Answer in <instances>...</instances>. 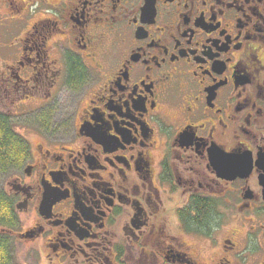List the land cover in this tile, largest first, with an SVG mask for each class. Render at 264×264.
<instances>
[{
  "label": "flooded vegetation",
  "instance_id": "obj_1",
  "mask_svg": "<svg viewBox=\"0 0 264 264\" xmlns=\"http://www.w3.org/2000/svg\"><path fill=\"white\" fill-rule=\"evenodd\" d=\"M2 3L0 116L27 147L0 186L14 249L264 264V0Z\"/></svg>",
  "mask_w": 264,
  "mask_h": 264
},
{
  "label": "trees",
  "instance_id": "obj_2",
  "mask_svg": "<svg viewBox=\"0 0 264 264\" xmlns=\"http://www.w3.org/2000/svg\"><path fill=\"white\" fill-rule=\"evenodd\" d=\"M26 144L13 129L11 124L0 116V178L6 176L12 167L26 157ZM6 208V201L0 194V216ZM3 220L0 218V223ZM0 235V264H14V248L10 240Z\"/></svg>",
  "mask_w": 264,
  "mask_h": 264
},
{
  "label": "rangeland",
  "instance_id": "obj_3",
  "mask_svg": "<svg viewBox=\"0 0 264 264\" xmlns=\"http://www.w3.org/2000/svg\"><path fill=\"white\" fill-rule=\"evenodd\" d=\"M14 13H16L15 10L9 8L8 6H5L4 3H2V6H0V18L2 19H0V47L6 46L11 40L13 41V38L10 34L13 35L16 32L15 28L9 27L10 29L8 28L7 30L5 26H8V24L3 19L10 18L12 15H14ZM5 29L8 32L5 33ZM4 178L5 176L3 178H0V186L4 184ZM36 250L37 248L31 244L16 245L14 249V264H49L47 259H45L44 255H41L40 257V255L36 253Z\"/></svg>",
  "mask_w": 264,
  "mask_h": 264
}]
</instances>
